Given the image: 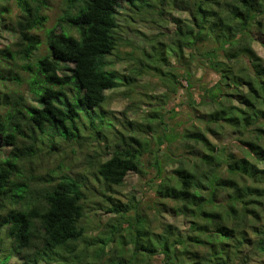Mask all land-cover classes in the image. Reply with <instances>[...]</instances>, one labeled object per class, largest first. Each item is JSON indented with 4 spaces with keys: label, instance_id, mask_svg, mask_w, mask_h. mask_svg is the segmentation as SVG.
I'll return each instance as SVG.
<instances>
[{
    "label": "trees",
    "instance_id": "trees-1",
    "mask_svg": "<svg viewBox=\"0 0 264 264\" xmlns=\"http://www.w3.org/2000/svg\"><path fill=\"white\" fill-rule=\"evenodd\" d=\"M53 1L0 0V264H264V65L252 48L253 29L264 34V0H190L193 25L176 19L171 50L189 65L194 54L185 57L184 43L214 37L216 47L205 54L217 58L222 79L201 94L214 108L178 134L160 109L143 122L119 121L107 107L109 89L135 83L114 66L122 34L160 0H61L64 12L46 27ZM3 31H17L20 41L3 43ZM157 43L146 42V56L161 74L156 62L166 43ZM182 70L166 74L170 92L193 86V73ZM157 120L168 127L154 149L140 132L143 125L157 132ZM243 125L257 137L245 139ZM225 127L240 133L247 155L212 143L208 133ZM177 138L183 151L173 155L167 147ZM64 147L83 155L82 171L66 165ZM147 154L155 169L151 199L115 196L131 171L142 172ZM52 158L55 167L36 171ZM163 213L187 226L158 221L153 229L152 218Z\"/></svg>",
    "mask_w": 264,
    "mask_h": 264
},
{
    "label": "rangeland",
    "instance_id": "rangeland-1",
    "mask_svg": "<svg viewBox=\"0 0 264 264\" xmlns=\"http://www.w3.org/2000/svg\"><path fill=\"white\" fill-rule=\"evenodd\" d=\"M190 0H160L155 3V7L150 10L144 12L140 16H136V20L133 22L130 28H126L123 36V40L118 46V58H116L115 67L121 70L125 74H133L135 76V83L131 88L126 86H121L114 91L110 92V102L107 107L110 111H112L113 115L116 116V119L119 121H123L125 119V115H127L130 119H136V121H145L143 118L147 113L151 111V109H160L162 115L165 118V123L172 125L175 128V133L178 134L183 127L187 125L193 124L197 121L195 115L198 114L202 117L207 111H211L215 102L211 101L210 98H206V100L201 98V94L204 92V89H214L215 85L222 82L221 75L218 70L212 64V61H215L217 58L208 59L205 54L206 50L216 47V42L214 37L210 36L207 39H200L195 42V45L191 47V45L184 43V55L188 57L189 53H193L194 58L189 60V65H187V59L182 60L178 58L173 50H171V46L174 45L173 40H175V30L177 27L176 19L182 20V24H191L192 15H191V6L188 3ZM50 13V17L46 22V27H50L54 25V23L60 18L63 11V4L61 0H54L52 4V9L48 10ZM254 42L252 44V48L256 51L257 55L261 58L262 63L264 65V34L257 31V29H253ZM17 31L13 34L11 32L3 31L2 42L7 43L13 40L20 41L19 36L17 35ZM37 35H40L42 39H44V30H39L36 32ZM28 40L26 41L27 44ZM158 44L157 42H163L165 44V58L163 60H159L156 62V66L160 68V71H163L161 74L157 73L151 66H149V60L146 56V52L150 49L149 45L146 44ZM45 49V45H42L41 49L35 50L36 52L42 53ZM40 53H36V56H40ZM219 56L218 59H223L221 50L218 51ZM186 61V62H185ZM247 66L248 60L247 58L243 59L240 64L236 66V72L239 71L238 66ZM186 66V67H184ZM182 68H187L193 74L192 83L193 86L187 90L186 87L178 85V93L170 92V82L167 78L168 72H175L180 74L184 73ZM134 72V73H133ZM186 86L185 80L182 81ZM229 82V80H228ZM223 90L228 92L236 93L234 86L222 85ZM247 87L246 83L243 82L240 85V91L246 92ZM108 92V93H109ZM126 93H130L132 96H126ZM26 95L28 100L31 103H35L33 99V95L26 91ZM167 95V96H165ZM192 95L194 99L197 101V110H194L190 106V98ZM228 96V95H227ZM224 96L222 98L235 100L236 95L234 96ZM135 106V107H134ZM134 107V108H133ZM135 109V110H134ZM127 113V114H125ZM258 125H262L264 128V117L261 118ZM165 126L164 123H158L157 120V132L150 130L146 125H143L142 128L145 129V132H140V134L145 137L150 144L151 148L156 149L157 143L159 142V136L163 134ZM245 130V139H251L257 137V132L255 131V127L250 125H243ZM129 129V126L127 125ZM224 132L209 134L208 137L212 141L213 144L217 146H226L227 149H230L232 153L236 156H245V149L248 148L242 140L238 139L239 132H233L231 128L225 127ZM182 140L177 138V140L167 149L173 153V155L180 153L183 151ZM103 145V143H102ZM66 148L67 154L65 157L66 165L70 163L72 172L82 171L84 169V160L83 155L81 153L72 154L70 147ZM73 149L80 150L76 146ZM105 155H109V150H104ZM184 153V152H183ZM186 154L188 152H185ZM61 155V154H59ZM65 155V154H64ZM178 155V154H177ZM251 158V156H249ZM145 167L142 168V172H134L131 171L122 185L115 187V196L120 199L125 200L127 196L132 194L136 195L137 199L145 200L151 199L153 196V190L150 188V183L152 176H154L155 169L151 166L153 162L150 154L144 156ZM54 159H50L48 162L42 163L36 168L37 172L45 173V168L55 167ZM45 166V167H44ZM89 201V200H88ZM150 217L153 215V211L150 208H146ZM90 215L98 218V219H106L109 214L102 213L98 216L94 214V212H90ZM158 217V218H157ZM156 218H152V227L153 229H158V221L163 223H171L174 225H178L181 228L186 227L187 223L183 218L175 216L173 213H163ZM92 217L90 216V220ZM93 226H96L94 224ZM96 230V227L92 228L91 233ZM89 236V234H88ZM128 239L133 238L132 232L127 234ZM133 245V240L131 239L130 244ZM154 264H161L160 258H155L153 260Z\"/></svg>",
    "mask_w": 264,
    "mask_h": 264
}]
</instances>
